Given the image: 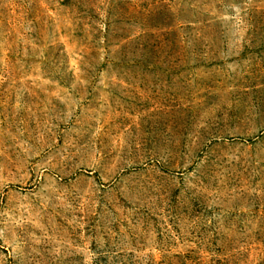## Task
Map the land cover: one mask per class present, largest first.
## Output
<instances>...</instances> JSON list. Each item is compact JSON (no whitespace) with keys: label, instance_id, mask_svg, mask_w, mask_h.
Returning <instances> with one entry per match:
<instances>
[{"label":"rangeland","instance_id":"rangeland-1","mask_svg":"<svg viewBox=\"0 0 264 264\" xmlns=\"http://www.w3.org/2000/svg\"><path fill=\"white\" fill-rule=\"evenodd\" d=\"M0 264H264V0H0Z\"/></svg>","mask_w":264,"mask_h":264}]
</instances>
